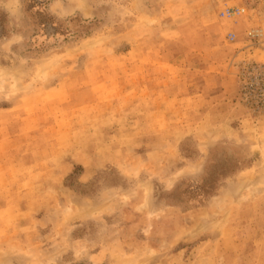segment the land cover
I'll return each instance as SVG.
<instances>
[{
  "label": "rangeland",
  "instance_id": "1",
  "mask_svg": "<svg viewBox=\"0 0 264 264\" xmlns=\"http://www.w3.org/2000/svg\"><path fill=\"white\" fill-rule=\"evenodd\" d=\"M250 66L264 0H0V264H264Z\"/></svg>",
  "mask_w": 264,
  "mask_h": 264
},
{
  "label": "built area",
  "instance_id": "2",
  "mask_svg": "<svg viewBox=\"0 0 264 264\" xmlns=\"http://www.w3.org/2000/svg\"><path fill=\"white\" fill-rule=\"evenodd\" d=\"M244 13L243 9L228 8L221 13L224 18H235ZM250 37H254L249 34ZM235 35L229 34L228 40L234 41ZM242 92L245 101L250 105H255L259 108H264V67L263 66H250L242 74Z\"/></svg>",
  "mask_w": 264,
  "mask_h": 264
}]
</instances>
